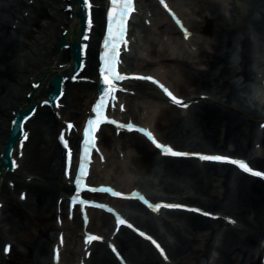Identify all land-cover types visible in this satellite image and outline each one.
<instances>
[{
  "label": "bare ground",
  "instance_id": "obj_1",
  "mask_svg": "<svg viewBox=\"0 0 264 264\" xmlns=\"http://www.w3.org/2000/svg\"><path fill=\"white\" fill-rule=\"evenodd\" d=\"M104 1L92 2L95 5L94 28L83 75L90 79L95 76L96 42L103 27ZM185 1L189 3L191 0ZM67 3L62 0H0V153L11 113L27 102L25 96L31 90L30 84L45 76L33 100L43 99L50 91L46 85L53 75L66 77L70 73L68 51H57L61 33L71 31L76 23L75 18L68 17L69 13H63ZM196 3L201 19L192 21L190 29L206 43L196 62L191 63L168 51L162 55L156 47L150 50L153 54H160L159 61L176 68L177 71L169 70L167 75L157 73L186 99L187 115L181 116L178 108L157 104L158 100L164 102V99L139 82L131 85L132 90L138 91L137 96H127L128 114L142 120L141 106L136 111L131 104L146 102L151 115L159 109L151 124L166 143L188 151L249 157L251 163L264 170V130L255 133L259 109H244L247 100L243 95L254 81L253 55L264 51V0H232L230 18L211 0H197ZM253 11L262 16L259 21L251 17ZM153 12L154 25L169 31L170 40L175 41L179 34L175 27L154 5ZM180 13L188 15L184 11ZM141 28L147 29L145 24ZM251 29L257 32L263 44L252 46ZM71 38L69 34L68 40ZM127 62L134 69L150 70L147 68L150 62L135 65L128 59ZM96 88L97 85L91 83L68 84L62 100L65 106L58 112L59 117L40 108L25 125L30 138L21 152L23 156L19 158L17 149L13 154L20 166L12 174L4 173L0 179V203L3 204L0 254L5 245H12L9 257L4 256L0 264H51L49 251L55 248L57 232H65L62 264H72L80 256L78 238L82 225L77 216L72 223L66 221L65 200L61 205L64 225L59 228L52 221L59 209L58 201L70 193L61 173L62 153L56 136L61 127L65 128L64 120L80 124ZM75 137L73 134L72 139ZM100 142L109 150L108 165L114 153L119 157L123 153L122 159L129 161L130 169L135 173L157 178L158 186L167 192L163 196L165 199L196 205L224 216L221 220L211 221L193 214L172 212L171 216L176 218L163 221V230L154 221L134 215L137 224L166 246L170 262L163 263L148 244L124 229L114 240L131 264H262L263 182L235 174L230 166L198 165L194 160L159 158L156 150L135 134L121 136L118 140L105 128ZM119 176L120 172L113 179L125 189L139 182L121 183ZM9 183L14 185L13 188ZM142 184L155 189L154 181ZM24 194L25 201L21 199ZM126 204L143 210L136 202ZM226 218H232L236 224L225 223ZM92 220L90 229L103 234L112 221L108 215L97 211H94ZM212 252L216 253L213 260ZM86 263L117 264L102 244L96 245Z\"/></svg>",
  "mask_w": 264,
  "mask_h": 264
},
{
  "label": "rangeland",
  "instance_id": "obj_2",
  "mask_svg": "<svg viewBox=\"0 0 264 264\" xmlns=\"http://www.w3.org/2000/svg\"><path fill=\"white\" fill-rule=\"evenodd\" d=\"M172 1V3L177 7V9L179 11H184L186 12L188 15L184 16L185 19L188 21V24L190 25V23H192V21H196L199 22L200 21V14L199 12V6L196 3L197 0H191L189 3L185 0H170V2ZM212 4L215 3V5L219 8L221 6V8L223 9V12L228 16V18H230V12L227 10V8H231L230 7V2H232V0H211ZM231 10V9H229ZM255 15H257V17L260 15L259 13H256ZM261 17V16H260ZM259 17V19H260ZM151 22V21H149ZM141 25L143 26V22L142 20H140ZM141 36L138 39V47H137V57H135L136 59V64L138 63H142V62H150V65L147 67L148 69H150L149 71H159L163 74L169 73L168 71L170 70V72H173L176 70V68L174 69V67L168 63H163L161 61H159V56L160 54L164 55L165 51H168L167 53H175L177 55L180 56V58L182 59H187L189 62H196L197 58L199 57V53L202 50L203 46H206V43L203 41V38L198 37L197 34H194V36L190 39V41L188 42H183L179 39V37H175V41L170 40V32L167 31L166 29H162L160 26H158V24H153V26L148 27L147 29L141 28ZM158 48L157 50L161 51V53H152V51H150L152 48ZM166 53V54H167ZM194 64V63H193ZM198 67H202V66H198ZM168 69V70H167ZM147 70V69H146ZM177 71V70H176ZM167 77V76H166ZM147 90H150L151 92H153V90H151L150 88H148L146 86ZM145 102H142V104ZM140 104V103H139ZM149 105V104H147ZM132 107H134L137 111V108L134 106V103L131 104ZM155 110V109H153ZM159 109L155 110V114L153 117H151L152 119L156 120V116H157V112ZM181 116H184V114H181ZM152 116V115H150ZM242 119V118H241ZM120 172V176H119V180L121 183H127V181H134L137 180L139 182H137V184L141 185L142 182L144 181H154L155 183V193L159 194V195H167V192H165L163 187L158 186V180L157 178L153 177L152 175H145V174H138L135 173L132 169H130V163L129 161H120L117 159L116 154L114 153V158L111 159V163L108 165V167L103 170L101 177L103 176L106 180L110 181V182H114L116 184H118V181L114 180V176L116 175V173ZM125 181V182H124ZM120 183V184H121ZM143 185V184H142ZM146 185V184H144ZM153 190V189H152ZM151 191V190H150ZM16 199L18 198L15 195ZM170 215V214H169ZM168 215V216H169ZM174 218L176 217H171L169 216V218H163V220L159 221L160 224L163 223V221L166 220H170L173 221L175 220ZM54 221V220H52ZM162 226V225H161ZM163 230H165V226H162ZM34 230H31V233H34ZM213 264V263H211Z\"/></svg>",
  "mask_w": 264,
  "mask_h": 264
},
{
  "label": "snow or ice",
  "instance_id": "obj_3",
  "mask_svg": "<svg viewBox=\"0 0 264 264\" xmlns=\"http://www.w3.org/2000/svg\"><path fill=\"white\" fill-rule=\"evenodd\" d=\"M162 3H164V6L168 8L169 12H172V9L168 7L165 0H161ZM120 5L119 8H117V5ZM111 6L113 10L116 11L117 15L116 17H113L111 13L109 14V29L108 34L109 37H113L112 32V24L118 23L119 24V41L123 42L126 35H127V18L130 15V12L136 11V4L135 0H111ZM88 7L91 10L92 8V2L89 0ZM172 15L175 16L176 14L172 12ZM93 20L91 11L89 13V27L91 29ZM181 27L184 29V32L187 35H190L188 33V29L181 24ZM116 41L113 39H109L105 41V44H112L113 45V55L111 59H108L107 57H103L105 60L104 66L101 67L100 71L102 74V83L105 85V88L103 89V94L99 97L98 102L95 104L94 111L96 115L92 118H90L87 122V127L84 130V155L82 157L81 166L79 168V172L75 178V182L77 184H81L85 180V172H86V166L89 164V155L88 151L90 147H95V133L96 130L99 129L100 125L104 123L105 121H108L112 124H116L117 121L114 119H110L108 115H106V106H105V98L109 97L114 91H115V81H119L123 79L124 77L116 70V48H115ZM144 79L147 80H153L154 77H144ZM156 83L160 84V82L157 80ZM161 88H164V91L172 98L173 101H176L180 106L187 107V104L183 103L182 100L178 99L171 91H169L163 84H160ZM71 126V125H70ZM120 127H127L129 129H135V125H125L121 124ZM141 132L147 131L146 129L140 128L138 129ZM147 135L154 140L158 147L163 150L164 154H172L174 156H190V155H199L196 153H188V152H178L175 151L170 146H167L163 143H160L158 140H156V137L153 135L152 132L147 131ZM25 140L28 139V133L25 132L24 134ZM61 139L64 140V137L61 136ZM65 145L68 144L67 140H64ZM205 160H211V161H231L234 164L239 165L242 169H244L247 172H253V169L244 161V160H235L228 156H221V155H215V156H203L202 157ZM69 159H71V149H69ZM71 174V173H70ZM255 175L258 176H264V172L256 171ZM117 195H121V193H116ZM157 210L160 208V205L154 206ZM167 207L170 208H181L186 207L185 205H178V204H169ZM195 211H201L200 209H195ZM207 215H212L211 213H206ZM235 223V221H232ZM120 223H127L126 221L121 220ZM139 231V229H137ZM141 235H144V233H141ZM91 239V238H90ZM97 239H100L97 237ZM148 239H152V237H148ZM61 242H63V237H61ZM153 243H156L153 240ZM10 247V246H9ZM157 247H160L159 244H157ZM161 252L164 251L163 248L160 249ZM57 260H59V248H57Z\"/></svg>",
  "mask_w": 264,
  "mask_h": 264
},
{
  "label": "water",
  "instance_id": "obj_4",
  "mask_svg": "<svg viewBox=\"0 0 264 264\" xmlns=\"http://www.w3.org/2000/svg\"><path fill=\"white\" fill-rule=\"evenodd\" d=\"M78 16L81 18V19H83V17L82 16H80V11L78 12ZM81 30H82V27L79 29V30H75L74 32H73V36H75V38H74V40H73V42L71 43V54L73 55H75V64L77 65V63H78V59H79V55H78V49H79V45H78V41H79V39H80V34H81ZM66 43V40H62V42H61V44H65ZM58 79H59V76L57 77V79H54L52 82H53V85L55 86V93H57V90H58ZM31 107V106H30ZM30 107L29 108H27L22 114H24V113H26L29 109H30ZM21 114V115H22ZM21 115H19V116H21ZM11 138L9 139V141H8V143H7V149H6V152H7V150L9 149V148H11V147H13V144H14V142L18 139V130L17 131H15V134H12L11 136H10ZM9 167V160H6V162H2L1 164H0V174L5 170V169H7Z\"/></svg>",
  "mask_w": 264,
  "mask_h": 264
}]
</instances>
